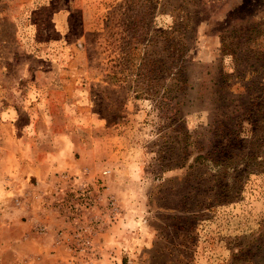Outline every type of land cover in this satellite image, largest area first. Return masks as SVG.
<instances>
[{"label": "rangeland", "instance_id": "1", "mask_svg": "<svg viewBox=\"0 0 264 264\" xmlns=\"http://www.w3.org/2000/svg\"><path fill=\"white\" fill-rule=\"evenodd\" d=\"M0 264H264V0H0Z\"/></svg>", "mask_w": 264, "mask_h": 264}, {"label": "crops", "instance_id": "2", "mask_svg": "<svg viewBox=\"0 0 264 264\" xmlns=\"http://www.w3.org/2000/svg\"><path fill=\"white\" fill-rule=\"evenodd\" d=\"M75 157V156H74ZM60 160V158H58ZM59 160H56V161H59ZM66 164L64 165H59V164H53L51 167H50V173L51 175L55 174L56 172H62V171H65L67 168L65 167Z\"/></svg>", "mask_w": 264, "mask_h": 264}]
</instances>
